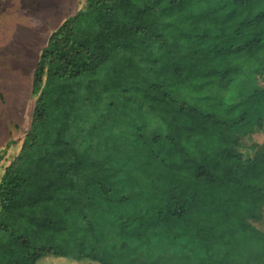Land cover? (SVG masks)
Listing matches in <instances>:
<instances>
[{"label":"trees","instance_id":"1","mask_svg":"<svg viewBox=\"0 0 264 264\" xmlns=\"http://www.w3.org/2000/svg\"><path fill=\"white\" fill-rule=\"evenodd\" d=\"M259 79L264 0L87 1L33 71L0 264H264Z\"/></svg>","mask_w":264,"mask_h":264},{"label":"rangeland","instance_id":"2","mask_svg":"<svg viewBox=\"0 0 264 264\" xmlns=\"http://www.w3.org/2000/svg\"><path fill=\"white\" fill-rule=\"evenodd\" d=\"M87 1L0 0V152L5 153L0 176L18 154L31 125L36 100L32 95L33 71L40 51L51 33L83 9ZM21 76L25 89L17 96L13 90ZM257 85L264 89V80H257ZM260 113L264 120V109ZM122 129L130 138H135V133L142 137L164 133L156 118L144 114L134 115L130 127ZM244 141L247 146H264V125ZM253 225L264 233V211L261 221Z\"/></svg>","mask_w":264,"mask_h":264},{"label":"bare ground","instance_id":"3","mask_svg":"<svg viewBox=\"0 0 264 264\" xmlns=\"http://www.w3.org/2000/svg\"><path fill=\"white\" fill-rule=\"evenodd\" d=\"M24 80L25 79L22 76L20 77L19 80H17L16 86L14 87V90H13V91H15V95L21 96L23 94L24 89H25L24 88L25 86H24V83H23Z\"/></svg>","mask_w":264,"mask_h":264},{"label":"crops","instance_id":"4","mask_svg":"<svg viewBox=\"0 0 264 264\" xmlns=\"http://www.w3.org/2000/svg\"><path fill=\"white\" fill-rule=\"evenodd\" d=\"M77 11H78V10H77ZM77 11H76V12H77ZM46 40H47V39H46ZM45 42H46V41H45Z\"/></svg>","mask_w":264,"mask_h":264}]
</instances>
